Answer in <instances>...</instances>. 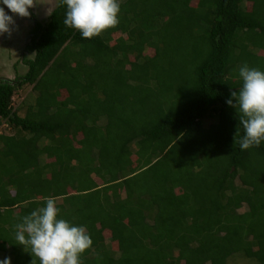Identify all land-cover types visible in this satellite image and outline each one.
<instances>
[{"label": "trees", "instance_id": "trees-1", "mask_svg": "<svg viewBox=\"0 0 264 264\" xmlns=\"http://www.w3.org/2000/svg\"><path fill=\"white\" fill-rule=\"evenodd\" d=\"M153 1L147 7V0H118L119 24L92 39L64 24L66 6L59 3L43 25L35 22L21 56L28 69L13 80L0 77V127L9 130L0 133V172L7 174L3 181L0 173V221L15 226L25 211L56 197L59 218L85 226L91 236L83 264H227L233 254L264 264V141L242 151L244 130L226 103L242 86L241 66L264 71V0ZM118 31L127 32V39L119 36L110 45ZM145 46L152 55L143 54ZM63 50L80 57L60 65L58 78L74 75L70 83H52L48 95H27L20 115L14 96L24 84L30 91L42 87L38 83ZM117 53L122 59L115 72L125 90L103 91L99 98L90 72L79 69L94 70L98 60L111 66ZM178 61L191 65L185 85L194 88L191 97L166 109L148 100L156 95L148 88L169 85V75H180L173 70ZM137 115L144 117L139 127ZM208 117L214 121L205 126ZM103 129L116 136L100 134ZM112 138L118 147L106 143ZM37 196L43 200L12 215L14 206ZM67 209L73 220L61 215ZM5 243L13 246L10 254L28 255L11 264L36 259L15 238Z\"/></svg>", "mask_w": 264, "mask_h": 264}, {"label": "clouds", "instance_id": "clouds-1", "mask_svg": "<svg viewBox=\"0 0 264 264\" xmlns=\"http://www.w3.org/2000/svg\"><path fill=\"white\" fill-rule=\"evenodd\" d=\"M58 3L66 6L64 24L79 31L82 38L98 37L119 24L118 0H58ZM36 4L37 0H0V35H12L16 27L14 17L29 21V9ZM5 7L12 15L5 11ZM35 22L34 20L32 24L34 30ZM26 45L24 43V48ZM9 52L13 54L12 50ZM23 52L24 49L18 52L17 63L24 65L27 70L28 66L21 61ZM238 74L242 86L238 91H231L226 103L236 109L239 125L243 127L244 135L239 140V146L244 151L259 147L264 141V71L244 64L239 68ZM239 135L240 130L237 128L234 140ZM59 213L56 200L47 197L44 206L23 216L21 222L15 225V241L36 258L32 260V264H36L37 259L39 264H83L82 254L93 244L91 236L85 226L74 225L59 218ZM0 264H11V259L5 258Z\"/></svg>", "mask_w": 264, "mask_h": 264}, {"label": "rangeland", "instance_id": "rangeland-1", "mask_svg": "<svg viewBox=\"0 0 264 264\" xmlns=\"http://www.w3.org/2000/svg\"><path fill=\"white\" fill-rule=\"evenodd\" d=\"M142 2H144V0H141ZM196 0H193L191 3L192 4H195ZM58 3V0L56 1L55 4H49V7H46L44 9H41L42 7H40L39 5L41 4V0H39V3L37 5L38 8V14H35V19H32V18H27L29 19V21H26V18H19V17H14L15 21H16V27L14 28L13 32H12V35L9 36L8 34H4V35H0V58L1 59H4L3 58V55H5V53H9L10 54V50H12V48H14V45L15 44H19L18 46V52H20V49H24V43H29V37L31 36V32L34 31V26L32 25L33 24V21L35 20L36 22L40 23L41 25H43L47 20H48V12L51 11V8L52 6H56V4ZM154 4V1L153 0H147V4L146 6L147 7H150V5ZM140 6V5H139ZM37 9V8H36ZM5 11L9 14V15H12V13L10 12V10H8L6 7H5ZM37 13V12H36ZM27 22V23H26ZM136 23H138L139 21H135ZM28 24V25H27ZM33 27V28H32ZM23 32H25L24 34H22ZM27 33V34H26ZM22 34V35H21ZM121 37L123 40H126L127 37H128V34L127 32H124V31H118L116 32L115 34H113V38L111 39V41L109 42L110 45H113L116 43V39L117 37ZM20 38L22 39V42H18L15 40V38ZM65 54H64V52ZM61 51L58 56L56 58H54V64L52 67H50L46 73L44 74V76L42 77L41 79V82L38 83V85H42V87L40 86L39 88H37V90L35 91H30L32 86L30 84H25L23 85V88L20 89V91L17 92V95L14 96V100H12V102L14 103V105H18L19 104V101L21 102L23 99L22 96L23 95H29L31 94V96H36L37 95V91L39 93L43 92L45 93L46 95L49 94V90H48V87L50 88L52 83L54 85H62V84H67V83H70L69 81V78H73L74 75H71V74H66L64 78H61L58 76L60 75V73L62 72L61 69H60V65L62 64V61H64V59H76V60H80V57L77 56V58L75 57L74 53L72 54L71 53V56L66 54L68 53L69 51L67 50H63ZM18 52L16 53V57L18 56ZM143 54H147V55H152L153 54V49L151 47H148V46H145L144 50H143ZM181 54V53H180ZM26 56L28 58H31L33 56V53H28L26 54ZM175 58H178L177 55ZM121 60V56L119 53H117V55L115 56V58L113 57V55L111 56V66L110 64L107 65L106 62H103L98 60L99 62H101L102 64H100L99 62L97 63V66L95 67V69H91L89 68L87 70V66H83L81 67L79 70L84 72V71H87V73L90 72V74H88L87 76L90 77V79L92 78V80H94V84L93 87L94 91H96V94L99 98H101V95L104 93L103 91H105L106 93H116L119 95L120 93V90H125V86L121 84V81L119 79H117V74H116V70L115 68H118V60ZM127 59L130 60V61H133L134 60V55L133 53L131 52H128L127 53ZM87 62L91 63V60L89 58H87ZM1 66V64H0ZM3 66V65H2ZM17 67H21L17 70V73L16 74H23L25 73L26 71V67L25 66H22L21 64H18ZM16 66L13 67L14 69L17 68ZM129 65H125V68H128ZM172 65H169V69H171ZM25 69L23 72L20 71V69ZM191 68V65H187V64H182L180 61H178L177 63H175L173 65V70L175 71H178V73H180V75H173L174 77H170L169 75V79H168V84L169 85H155V86H150L148 88V92L152 94V91H153V94H156L155 96H150L148 95V100L150 99L151 101L155 100L157 102H161L163 104V106L166 107V109L170 108L173 104L180 102V101H184V100H187L189 97H191V93L193 91V88H194V85H185V79L187 82H190V79L188 76H185L187 75V72L188 70ZM78 70V71H79ZM21 72V73H20ZM170 72V70H169ZM101 73H103V75H101ZM177 73V74H178ZM80 75V73H79ZM70 76V77H69ZM77 76V74H76ZM82 76V75H80ZM79 76V77H80ZM66 78V79H65ZM171 83H173L174 85H172ZM177 84V85H176ZM73 85V84H72ZM133 93H138V89H131ZM157 92V93H156ZM146 92L144 91L143 89V94H145ZM29 96H27L29 98ZM157 96V97H156ZM46 96L45 95H41L40 98H45ZM159 97V98H158ZM28 98H24V99H28ZM131 100H133V97L131 96L130 97ZM34 101V99H33ZM128 102H129V99H128ZM127 102V104H128ZM24 103H22V105L20 106V115H23L24 114V111H25V107L23 105ZM132 109H128V111H130ZM136 110V109H135ZM101 113V111H100ZM123 116H127L129 117L130 114L129 113H124ZM101 117L102 119L105 117V113H103V115L101 114ZM141 117V119H139ZM134 118V124L136 127H139L142 123H143V120H144V117L143 116H135L133 117ZM214 121V117L213 118H206L204 120V125L207 126L208 124H210V122ZM8 126L6 125H2L0 127V133H5V132H9ZM108 131L110 132V135L111 137H114L116 136V134H114V130L113 129H103L102 131H100V134L102 135H105L106 132L108 134ZM113 133V134H112ZM81 136L78 135L76 138H80ZM106 140V137L105 139ZM49 142L48 141H39L38 145L39 146H43L44 144H48ZM106 143L109 145H114L116 147H118L117 145L119 144V141L118 140H113V138L110 140H107ZM75 144V142H74ZM106 144V145H107ZM76 145V144H75ZM2 147V144H0V149ZM134 150L135 149H131L130 152L133 154L134 153ZM1 151V150H0ZM1 156L2 154H0V159H1ZM4 156V155H3ZM2 156V158H3ZM8 158V163L7 165H9V169L10 171L14 170L15 167L14 164H12V167L10 166L9 164V161H13L11 160L10 156L7 157ZM7 158H5V160H7ZM43 163V160L41 159L40 160V164ZM40 167V166H39ZM86 167V166H85ZM1 168V167H0ZM38 169V168H37ZM157 169V167H156ZM195 169V168H194ZM5 171V170H4ZM8 171V172H10ZM153 169L148 172L144 178H146L147 181H149V179L151 178V175L153 174ZM0 173H4V172H0ZM7 175V174H6ZM84 175L86 176L87 174L84 173ZM140 175L137 176V181L140 179ZM85 180V177H83ZM3 179V178H2ZM1 179V180H2ZM235 184H238L239 181L237 178H235ZM14 190H10V193L12 194ZM103 193V192H102ZM101 193V194H102ZM149 198V197H147ZM100 201L101 203L103 204V208H106L108 207V203L107 201L103 200L100 198ZM191 206V204L187 205V208ZM17 208V207H16ZM245 208V207H243ZM27 211H25L24 215H27L28 213H26ZM61 215L62 216H66L68 218H71L73 220L74 218V215L71 214L70 210L67 209L63 212H61ZM62 218V217H60ZM4 225V228H1V226ZM108 237V235L106 236ZM15 238V226H14V223H12L11 221L7 220L5 223L3 220L0 221V261L4 260L5 258H10L11 259V262L12 261H17L19 262L20 260H26L28 259V255L26 256L25 254L26 253H20V252H16L13 254H10L7 250V247L6 245L5 246H2L4 241H7L9 239H14ZM17 244V243H16ZM106 244L109 245V237L106 239ZM27 258V259H26ZM182 264V263H181ZM227 264H256L255 260L254 259H251V258H248V257H245L244 255L242 254H233L231 255L228 259H227Z\"/></svg>", "mask_w": 264, "mask_h": 264}, {"label": "crops", "instance_id": "crops-1", "mask_svg": "<svg viewBox=\"0 0 264 264\" xmlns=\"http://www.w3.org/2000/svg\"><path fill=\"white\" fill-rule=\"evenodd\" d=\"M56 1L57 0H41V4L39 5L40 7H42L41 9H44V8H46V7H49V4H55L56 3ZM38 3H39V0H37V4H36V6H35V9H36V14H38V8L39 7H37V5H38ZM55 6V5H54ZM54 6H52L51 8H53ZM23 34V33H22ZM21 34V35H22ZM15 40L16 41H20V42H22V39H20L19 37L18 38H15ZM19 42V43H20ZM19 44H15L14 45V48L12 49V53L13 54H9V55H3V58L4 59H1L0 58V64H1V66H0V76H2V77H6V78H14L15 76H16V73H17V70L19 69V68H21V67H17L18 66V61H17V58H16V52H17V50H18V46ZM11 51V50H10ZM3 65V66H2ZM22 65V64H21ZM17 67L16 69H14L13 67ZM24 66V65H23ZM25 69L23 68V69H20V71L21 72H23ZM20 72V73H21ZM24 74V73H23ZM21 75V74H20ZM25 85V84H24ZM19 91H20V89H19ZM27 98V94L26 95H23L22 96V98L21 99H23L21 102H23L24 100H26V99H24V98ZM20 101H19V104L18 105H22V103H21ZM17 105V106H18ZM6 174H3L2 175V178H3V181H6ZM8 186V191H9V193H10V190L12 189V190H14V188L12 187V186H10V185H7ZM13 193L11 194V195H13L14 194V192L15 191H12ZM52 198H54L55 200H56V203H59V200H60V198H56V197H52ZM41 200H43L42 199V197H38L37 196V198H31V199H28V200H25V201H23V202H21L20 204H18V205H16V206H14V208H13V211H12V215H19L20 213H21V208H25V207H27V205H28V203L30 202V201H37V202H40ZM42 206H44L43 204H37L36 206H35V209H37V208H39V207H42ZM17 207V208H16ZM34 209V210H35ZM6 245V247H7V250L8 251H10V250H12L13 249V246L11 245V244H8V243H5L4 244V246Z\"/></svg>", "mask_w": 264, "mask_h": 264}, {"label": "flooded vegetation", "instance_id": "flooded-vegetation-1", "mask_svg": "<svg viewBox=\"0 0 264 264\" xmlns=\"http://www.w3.org/2000/svg\"><path fill=\"white\" fill-rule=\"evenodd\" d=\"M29 11H30V13H31V16H30V17H31L32 19H35V14H36V9H35V7L30 8Z\"/></svg>", "mask_w": 264, "mask_h": 264}]
</instances>
